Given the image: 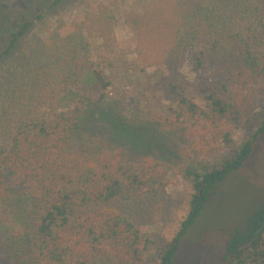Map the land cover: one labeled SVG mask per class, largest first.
<instances>
[{
  "label": "trees",
  "instance_id": "16d2710c",
  "mask_svg": "<svg viewBox=\"0 0 264 264\" xmlns=\"http://www.w3.org/2000/svg\"><path fill=\"white\" fill-rule=\"evenodd\" d=\"M60 1L53 0L48 10ZM174 7V24L163 23L168 27L164 63L189 55L185 62L194 76L171 82L160 69L157 79L166 81L175 97L172 132L205 157L231 147L232 132L257 121L264 0H174ZM89 9L68 28L58 25L46 40L27 43L44 14L20 17L0 50V236L16 264H98L108 257L142 263V234L111 205L142 196L157 183L149 159L128 162L119 142L126 129L117 132L119 123L109 113L99 111L100 120L89 123L94 103L75 85L104 90L105 71L118 60L100 56L114 53L105 28L113 20L111 10ZM89 22L97 25L101 41L89 37ZM83 60L88 67L79 72ZM98 125L110 132L108 143L119 147L117 152L87 137L96 136L92 127ZM263 137L264 118L232 157L184 174L192 190L188 213L156 264H177L183 238L217 186L244 165ZM220 261L264 264V203L230 233Z\"/></svg>",
  "mask_w": 264,
  "mask_h": 264
},
{
  "label": "rangeland",
  "instance_id": "374dc122",
  "mask_svg": "<svg viewBox=\"0 0 264 264\" xmlns=\"http://www.w3.org/2000/svg\"><path fill=\"white\" fill-rule=\"evenodd\" d=\"M52 1L0 0V50L6 45V33L16 27L20 17H27L31 12L44 14V17L31 29L25 43L36 37L46 40L58 25L68 28L71 22L82 19L89 8L111 10L113 20L105 28L111 38L109 48L114 53L100 55L118 58L110 70L105 71L109 86L104 90L81 84L75 86L94 103L89 123L99 121L98 112L101 111L109 113L119 123L117 132L120 128L126 129L125 139L119 138L126 150L111 147L108 143L110 132L99 125L92 127L96 136H87L92 143L114 152L124 150L129 163H144L146 158L153 165L157 185L146 189L142 196L124 203L116 202L111 208L126 216L142 234L144 255L141 264H156L165 244L174 237L188 213L192 190L184 174L207 171L232 157L240 143L257 127L258 121L264 118V83L258 93L257 121L234 130L231 147L205 157L192 153L189 142L172 132L173 126H169L173 120L171 110L175 97L170 94L166 81L157 79L160 69L171 82L180 78L191 81L194 76L190 64L185 62L190 61L189 55L175 59L171 64L164 63L168 27L163 23L171 21L174 24V0H61L54 9L48 10ZM89 26V37L101 41L100 33L95 31L97 25L89 22ZM97 56L93 53L90 62L94 63ZM86 64L83 60L79 72L88 67ZM196 102L203 104L198 97ZM263 203L264 137L244 165L217 186L215 195L183 238L177 264H222L220 259L227 237L234 229L242 228L246 218ZM4 238V235L0 236V264H16L6 254ZM98 264L129 263L108 257Z\"/></svg>",
  "mask_w": 264,
  "mask_h": 264
}]
</instances>
